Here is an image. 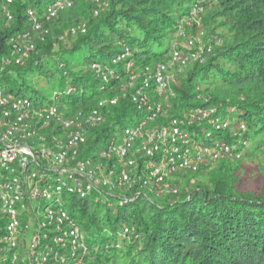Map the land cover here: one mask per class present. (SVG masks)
I'll return each instance as SVG.
<instances>
[{"label":"trees","instance_id":"1","mask_svg":"<svg viewBox=\"0 0 264 264\" xmlns=\"http://www.w3.org/2000/svg\"><path fill=\"white\" fill-rule=\"evenodd\" d=\"M52 1H12V22L0 20V55L8 52L11 36L29 29L25 11L32 8L39 18ZM104 1L108 8L94 17L91 0L86 8L80 0H71L70 9L47 23L46 41L36 43L22 66H9L1 74L3 87L44 106L51 102L50 95L42 96L32 84L57 83L53 91L61 92L59 108L66 116L92 111L98 101L118 96L117 104L104 110V123L89 131L78 157L97 159L107 138L121 129L117 125L131 121L130 113L136 111L128 95H120V85L130 81L125 63L134 68L167 62L178 23L192 19L193 9L202 12L215 3L207 28L219 44L202 28L211 52L205 64L193 63L178 75L174 97L156 122L164 124L189 108L213 105L223 117L247 128L240 139L227 131L216 136L247 145L237 161L223 159L193 174L181 173L173 182L175 195L153 199L147 193L111 205L65 196V208L85 233L84 264H264V169L259 190L242 192L231 165L264 149V0ZM78 23L86 25L87 33L67 35ZM67 37L73 40L64 47ZM121 55L112 65L111 59ZM57 128L50 124L41 134L56 133ZM203 174L209 185L190 184ZM1 227L0 220V234Z\"/></svg>","mask_w":264,"mask_h":264},{"label":"built area","instance_id":"2","mask_svg":"<svg viewBox=\"0 0 264 264\" xmlns=\"http://www.w3.org/2000/svg\"><path fill=\"white\" fill-rule=\"evenodd\" d=\"M12 1L0 0V20L5 24L12 22ZM91 1L94 17L109 6L104 0ZM72 6L71 0H53L39 18L28 8L25 15L30 27L9 38L8 52L0 55V77L9 66H22L36 43L49 36L47 23ZM199 11L193 9L192 17ZM66 32L72 38L85 35L86 25L75 24ZM181 37V42H174L167 62L134 68L131 62L125 63L130 81L120 85V95H128L145 117L107 138L97 159L78 157L89 131L104 123V110L116 105L118 96L98 101L92 111L66 116L59 108L61 92L53 91L51 102L43 106L9 92L0 78L1 263H85V233L65 208V196L111 205L147 193L150 198L175 195L176 179L171 180L175 175L193 174L223 159H241L246 141L233 144L216 135L227 131L240 139L247 128L243 122L223 117L213 105L189 108L164 124L156 122L174 97L178 75L193 63L203 64L211 52L199 25L195 33ZM122 59L121 55L111 63L117 65ZM50 124L58 127V133L41 134ZM37 201L45 205L34 206Z\"/></svg>","mask_w":264,"mask_h":264},{"label":"rangeland","instance_id":"3","mask_svg":"<svg viewBox=\"0 0 264 264\" xmlns=\"http://www.w3.org/2000/svg\"><path fill=\"white\" fill-rule=\"evenodd\" d=\"M90 0H80V6L81 7H87ZM215 3L212 6H208L204 9V11H199L200 14H198L196 17L187 20L186 18L178 23L177 28L172 33V39L175 42L178 38H182L181 36L184 35L185 32H190L193 34L196 31V26L199 25L201 28H205L207 32L209 33L210 40L212 42H215L219 44V39L216 36V34L212 33V31L207 28L208 25V18L210 17L211 13L213 12V8H215ZM220 33V32H219ZM219 35H222L221 33ZM188 36V35H185ZM220 38V36H219ZM73 39L67 37L64 42V47H68ZM172 41V44L174 45V42ZM163 46L165 45V41H162ZM172 45V46H173ZM207 58L205 59L206 62ZM205 62L203 64H205ZM183 74V73H182ZM57 83H49L48 86H43L41 82H34L32 85L35 86L39 91H41L42 96H49L52 94L53 89L55 88ZM131 121L130 120H122L117 127L121 128L124 126L133 127L138 120L143 119L144 113L140 111H135L130 113ZM231 121H235V119H231ZM120 131H117L115 134L118 135ZM107 142V140H106ZM252 145L249 147V150H251ZM231 165L235 168V181L236 185L238 187V190L245 192H256L259 190L261 184V175L264 169V149L255 153L250 158H244L241 161L231 162ZM181 174V173H180ZM180 174L175 175L171 180H179ZM209 177L206 174H203L202 176L195 177L190 184H196L199 183L201 185H209L208 183ZM151 198L154 199V196L152 195ZM34 206L40 205L44 206V201H37L34 203ZM5 256V254L3 255Z\"/></svg>","mask_w":264,"mask_h":264}]
</instances>
